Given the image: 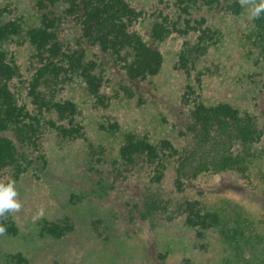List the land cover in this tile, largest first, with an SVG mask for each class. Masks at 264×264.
<instances>
[{"label": "trees", "instance_id": "16d2710c", "mask_svg": "<svg viewBox=\"0 0 264 264\" xmlns=\"http://www.w3.org/2000/svg\"><path fill=\"white\" fill-rule=\"evenodd\" d=\"M32 1L39 25L25 31L24 42L31 48L25 75L11 50L24 43L18 38L20 21L7 17L0 6V182L25 174L39 177L47 164L50 134L71 142L85 140V169L96 171L90 182L103 193L101 199L111 196L121 207V220H139L137 228H156L159 216L168 213L164 218L174 219L184 214L189 226L211 227L217 221L214 213L202 214L197 202L188 200L178 203L179 213L169 211L154 187L163 180L169 162L177 169L175 186L181 189L184 181L201 173L235 172L247 179L253 158L264 155V13L251 18L250 32L256 51L250 79L261 100L257 120L230 102H207L197 67L221 36L211 20L218 14L238 15L240 0H154L145 7L140 0ZM144 18L151 21L152 44L135 28ZM168 38L180 41L173 66L187 79L180 87L179 119L170 124L180 139L178 146L165 137L129 130L110 153L95 147L84 135V108L100 111L105 119L101 128L105 121L117 128L108 116L109 103L119 98L136 105L146 101L163 60L157 43ZM71 198L73 203L79 199L74 194ZM108 214L114 212L108 209ZM5 217L0 216V227L15 233L14 223ZM101 222L97 218L93 224ZM120 227L125 234L122 222ZM72 229L70 216L40 223V231L55 239ZM0 264H29V259L20 252H0Z\"/></svg>", "mask_w": 264, "mask_h": 264}, {"label": "rangeland", "instance_id": "374dc122", "mask_svg": "<svg viewBox=\"0 0 264 264\" xmlns=\"http://www.w3.org/2000/svg\"><path fill=\"white\" fill-rule=\"evenodd\" d=\"M153 1L140 0L144 7ZM0 6L7 17L20 21V42H24L27 29L39 25L32 0H0ZM249 7L245 4L238 15L218 14L211 20L220 27L221 36L198 60L197 67L202 72L201 91L207 102H230L257 119L261 100L250 79L256 51L250 37ZM150 24L144 18L135 25L148 44L153 43L148 33ZM179 44L176 38L157 43L163 60L142 105L124 98L109 103L108 116L117 128L106 121L101 128L105 119L100 111L84 108V135L91 144L110 153L125 132L135 130L145 131L151 138L165 137L178 146L180 139L170 124L179 119L180 87L187 80L173 66ZM12 49L25 75L31 48L26 41ZM47 138L44 172L39 177L25 174L12 181L21 207L4 213L7 223H14L17 231L0 227L1 253L20 252L29 264H264V155L253 158L247 179L235 172L201 173L190 182L184 181L181 189L175 186L177 169L169 162L163 180L154 187L166 208L179 213L178 203L196 201L202 214L214 213L217 221L203 230L187 225L184 214L167 219L165 213L157 218L156 228H137L139 220L131 224L126 217L121 220V207L111 196L101 199L99 194L103 193L90 182L95 181L96 171L85 169L89 157L86 141L71 142L54 134ZM73 194L79 198L74 203ZM108 209L114 212L112 216ZM65 216L73 221L68 235L55 239L40 231L42 221ZM97 218L102 222L95 227Z\"/></svg>", "mask_w": 264, "mask_h": 264}, {"label": "clouds", "instance_id": "9594fccd", "mask_svg": "<svg viewBox=\"0 0 264 264\" xmlns=\"http://www.w3.org/2000/svg\"><path fill=\"white\" fill-rule=\"evenodd\" d=\"M241 5L249 4V16L253 19L259 18L264 13V0H240ZM17 192L12 182L0 183V216L5 212L18 211L21 207L16 199ZM42 214V213H41ZM2 231V229H0Z\"/></svg>", "mask_w": 264, "mask_h": 264}]
</instances>
